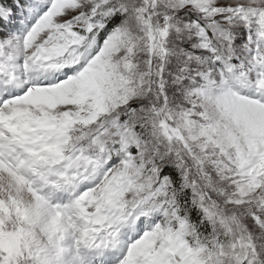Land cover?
I'll use <instances>...</instances> for the list:
<instances>
[{
  "label": "snow or ice",
  "instance_id": "snow-or-ice-1",
  "mask_svg": "<svg viewBox=\"0 0 264 264\" xmlns=\"http://www.w3.org/2000/svg\"><path fill=\"white\" fill-rule=\"evenodd\" d=\"M0 264H264V0H0Z\"/></svg>",
  "mask_w": 264,
  "mask_h": 264
}]
</instances>
